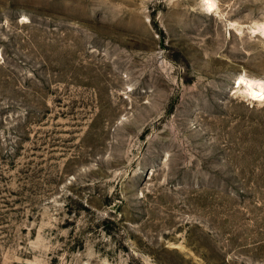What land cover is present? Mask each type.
<instances>
[{
  "label": "rangeland",
  "instance_id": "374dc122",
  "mask_svg": "<svg viewBox=\"0 0 264 264\" xmlns=\"http://www.w3.org/2000/svg\"><path fill=\"white\" fill-rule=\"evenodd\" d=\"M251 85L264 0H0V264H264Z\"/></svg>",
  "mask_w": 264,
  "mask_h": 264
},
{
  "label": "bare ground",
  "instance_id": "6f19581e",
  "mask_svg": "<svg viewBox=\"0 0 264 264\" xmlns=\"http://www.w3.org/2000/svg\"><path fill=\"white\" fill-rule=\"evenodd\" d=\"M212 5V4H211ZM246 79L244 78V77H239V81H238V83H239V86H240V84L243 82V81H245ZM251 95L252 96H254V97H262V96H264V87L262 86L261 87V85H260V87L259 88H257V87H254L253 85H251Z\"/></svg>",
  "mask_w": 264,
  "mask_h": 264
}]
</instances>
